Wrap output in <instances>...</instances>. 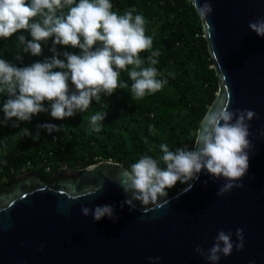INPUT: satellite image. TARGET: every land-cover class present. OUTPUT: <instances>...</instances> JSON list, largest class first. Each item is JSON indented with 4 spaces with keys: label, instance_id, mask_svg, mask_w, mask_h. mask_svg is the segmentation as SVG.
<instances>
[{
    "label": "water",
    "instance_id": "water-1",
    "mask_svg": "<svg viewBox=\"0 0 264 264\" xmlns=\"http://www.w3.org/2000/svg\"><path fill=\"white\" fill-rule=\"evenodd\" d=\"M209 2L210 27L203 22V33L219 81L209 108L229 103L258 117L249 122L253 147L243 186L217 196L224 180L213 182L202 172L190 189L185 183L167 192L164 207L144 211L135 201L134 209L121 207L128 168L119 162L58 170L49 179L25 171L0 184V264H149V256L161 258L156 264H209L195 247L209 248L219 230H230L235 241L237 228L243 250L233 248L218 264H264V37L248 28L264 16V0ZM97 184L101 191L74 198ZM105 204L118 219L95 221L80 211Z\"/></svg>",
    "mask_w": 264,
    "mask_h": 264
},
{
    "label": "clouds",
    "instance_id": "clouds-1",
    "mask_svg": "<svg viewBox=\"0 0 264 264\" xmlns=\"http://www.w3.org/2000/svg\"><path fill=\"white\" fill-rule=\"evenodd\" d=\"M191 2L201 21L210 27L207 17L213 9L209 0ZM112 8L110 0H0V38L27 30L30 40L23 34L16 39L23 45V52L35 56L42 55L41 42L47 43L52 38L48 48L52 55L42 61L17 67L0 58V97L5 98L0 105L3 113L0 125L11 122L12 127L19 128L17 135L32 140L39 139V129L49 134L60 131L62 126L40 124L33 134L26 127L20 128V124L30 122L34 115L42 112L56 120L83 113L93 100L101 101V94L110 96L118 87H129L127 82L119 80L120 70H127L132 81L133 100L156 93L167 84L166 78L157 79L155 65L159 63L160 50H152L145 58L140 56L153 45L152 37L145 35V18L134 7L123 15H118ZM248 28L264 37V16L249 21ZM57 45L81 51L78 54L60 52ZM16 59L22 57L17 55ZM129 65L133 67L128 69ZM106 115L104 111H97L90 117V132L101 131ZM254 118H258L254 111L233 110L229 103L209 108L202 117L192 148L185 145L172 151L167 143H161L159 148L163 155L159 159L145 154L131 165L130 170L122 173L124 179L120 186L126 199L121 207L127 204L134 209L135 201L144 211L160 209L169 203L167 189L175 186L177 181L187 183L190 189V182L198 180L202 172L213 182L224 180L217 196H223L234 187H242L253 147L249 139V122ZM69 186L74 188L71 182ZM101 189L102 184L85 186L74 198L92 195ZM80 211L84 216L91 214L95 221L104 217L113 221L118 219L114 206L109 204L92 209L81 206ZM232 235L230 230H219L209 248L197 245L194 251L209 264H218L221 257L232 253L233 248L237 251L244 248L243 229H236L235 241ZM147 259L149 264H156L161 258L149 256ZM249 264L253 262L249 261Z\"/></svg>",
    "mask_w": 264,
    "mask_h": 264
},
{
    "label": "trees",
    "instance_id": "trees-1",
    "mask_svg": "<svg viewBox=\"0 0 264 264\" xmlns=\"http://www.w3.org/2000/svg\"><path fill=\"white\" fill-rule=\"evenodd\" d=\"M110 2L112 11L118 15L134 7L145 18V35L152 37L153 45L140 56L145 58L152 50H160L159 63L155 65L157 79L164 77L167 84L156 93L133 100L132 81L127 70H120L119 80L127 82L129 87H118L110 96L101 94V101L93 100L83 113L56 120L42 112L34 115L30 122L20 124V128L26 127L33 134L40 124L62 126L60 131L49 134L39 129V139L32 140L17 135L19 128L12 127L11 122L0 125V184L29 170L49 179L61 166L73 170L102 160L119 162L130 170L131 165L145 154L159 159L163 155L159 148L161 143H167L172 151L185 145L193 147L202 117L216 97L219 81L203 33V21L191 0ZM20 34L25 35L26 40L31 39L24 29L9 38H0V58L23 67L52 55L48 51L52 38L47 43L41 42L42 55L35 56L22 51L23 45L16 39ZM56 47L60 52L78 54L81 51L71 46ZM17 55L22 59L17 60ZM132 67L129 65L128 69ZM4 99L0 97V105ZM97 111L107 115L101 131L90 132L88 121ZM184 184L177 181L167 192L172 195Z\"/></svg>",
    "mask_w": 264,
    "mask_h": 264
},
{
    "label": "built area",
    "instance_id": "built-area-1",
    "mask_svg": "<svg viewBox=\"0 0 264 264\" xmlns=\"http://www.w3.org/2000/svg\"><path fill=\"white\" fill-rule=\"evenodd\" d=\"M48 169V168H47ZM60 170H66L65 166H61Z\"/></svg>",
    "mask_w": 264,
    "mask_h": 264
},
{
    "label": "rangeland",
    "instance_id": "rangeland-1",
    "mask_svg": "<svg viewBox=\"0 0 264 264\" xmlns=\"http://www.w3.org/2000/svg\"><path fill=\"white\" fill-rule=\"evenodd\" d=\"M218 92V91H217Z\"/></svg>",
    "mask_w": 264,
    "mask_h": 264
}]
</instances>
